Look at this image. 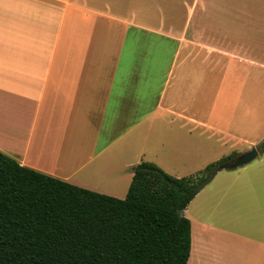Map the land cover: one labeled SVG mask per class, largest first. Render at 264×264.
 Returning a JSON list of instances; mask_svg holds the SVG:
<instances>
[{"label":"crops","instance_id":"obj_1","mask_svg":"<svg viewBox=\"0 0 264 264\" xmlns=\"http://www.w3.org/2000/svg\"><path fill=\"white\" fill-rule=\"evenodd\" d=\"M263 2L210 0L206 41L140 21L110 0H0V150L119 198L142 160L170 174L190 165L199 132L217 161L236 153L221 155L264 124V42H243L247 30H264ZM237 169L210 181L219 180L224 227L229 200L239 212L253 198L255 179ZM213 222L197 242L192 223L196 264L205 255L207 264H264L263 234L247 258L239 229Z\"/></svg>","mask_w":264,"mask_h":264},{"label":"trees","instance_id":"obj_2","mask_svg":"<svg viewBox=\"0 0 264 264\" xmlns=\"http://www.w3.org/2000/svg\"><path fill=\"white\" fill-rule=\"evenodd\" d=\"M234 155L182 177L142 160L119 198L0 150V264H188L192 221L180 210Z\"/></svg>","mask_w":264,"mask_h":264},{"label":"rangeland","instance_id":"obj_3","mask_svg":"<svg viewBox=\"0 0 264 264\" xmlns=\"http://www.w3.org/2000/svg\"><path fill=\"white\" fill-rule=\"evenodd\" d=\"M114 4H119L118 9L120 10H132L137 14L140 21L149 22L154 25H158L161 21L164 22V27L167 30L175 29L181 30L187 33L188 37L192 34L200 32L201 39L210 41V0H110ZM263 1V0H262ZM117 2V3H116ZM264 6V2H263ZM173 29V30H174ZM234 33V32H233ZM244 35V32H241ZM246 44L249 46L253 39H259V42H264V30L262 31H250L245 32ZM240 38V37H239ZM264 86L262 85V89ZM248 141H231L228 147L224 150L223 154H231L232 150L236 149L238 155L247 152L252 147H263L264 144V124L257 128H249L245 131ZM208 134L202 135L199 132V139L197 140L196 148L199 151L197 159H193L190 165L184 163L182 166H174V176L182 177L191 174L200 173L210 162H216L219 151H214L210 155V138L207 139ZM184 146L185 136L181 135ZM181 139V141H182ZM253 144H251V142ZM221 153V152H220ZM237 155V156H238ZM184 160L185 158L181 159ZM208 161V162H206ZM212 163V162H211ZM247 168L248 175L255 179L252 183L253 198L248 199L247 203L243 207L242 204L239 207V212L236 210L233 201L229 200L228 217L230 224L226 227L218 221V217L223 215L222 208V192L215 193L218 186L219 180H214L212 183L208 182L204 185L194 199L190 202L186 208L185 215L192 220L193 223V236L197 242L198 238L202 236H210V218H212L213 225L215 228L224 229H239L241 235L246 238L239 240V247L241 248L244 255L249 258L259 247V241L261 235L264 237V152L260 151L259 155L249 163L239 167L237 170ZM224 169L221 174L229 172ZM220 201V204H218ZM240 226V228H239ZM264 239V238H262ZM207 239H205V245ZM232 244L236 240H229ZM237 244V242L235 243ZM232 248L226 245V252L228 255L233 254ZM195 251L192 252L189 264H196ZM206 255L203 259L202 264L205 262ZM199 264V263H198Z\"/></svg>","mask_w":264,"mask_h":264},{"label":"water","instance_id":"obj_4","mask_svg":"<svg viewBox=\"0 0 264 264\" xmlns=\"http://www.w3.org/2000/svg\"><path fill=\"white\" fill-rule=\"evenodd\" d=\"M259 149L257 147H252L250 150H248L245 153H242L238 156H236L234 159L221 163L217 166L216 172H219L223 169H236L239 168L250 161H252L254 158H256L259 155ZM185 212V209L180 210V215L182 216Z\"/></svg>","mask_w":264,"mask_h":264},{"label":"bare ground","instance_id":"obj_5","mask_svg":"<svg viewBox=\"0 0 264 264\" xmlns=\"http://www.w3.org/2000/svg\"><path fill=\"white\" fill-rule=\"evenodd\" d=\"M95 173V172H94ZM110 175V174H109ZM105 176H103V175H99V178H104Z\"/></svg>","mask_w":264,"mask_h":264}]
</instances>
